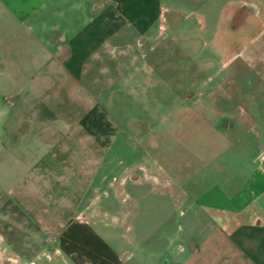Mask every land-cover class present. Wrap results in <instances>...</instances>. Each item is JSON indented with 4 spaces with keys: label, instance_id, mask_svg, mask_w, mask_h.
<instances>
[{
    "label": "rangeland",
    "instance_id": "rangeland-1",
    "mask_svg": "<svg viewBox=\"0 0 264 264\" xmlns=\"http://www.w3.org/2000/svg\"><path fill=\"white\" fill-rule=\"evenodd\" d=\"M98 54L81 79L88 89L70 100L60 89L66 106L45 114L68 134L55 159L33 167L38 191L21 184L26 159L0 155V264H101L104 249L112 262L163 264L166 244L183 258L175 227H157L171 198L196 197L220 152L235 159V140L260 117L264 0H164L150 30L126 29ZM26 209L44 220L27 222Z\"/></svg>",
    "mask_w": 264,
    "mask_h": 264
},
{
    "label": "crops",
    "instance_id": "crops-1",
    "mask_svg": "<svg viewBox=\"0 0 264 264\" xmlns=\"http://www.w3.org/2000/svg\"><path fill=\"white\" fill-rule=\"evenodd\" d=\"M163 4L164 0H0V116L5 117L0 155L5 152L21 163L26 159L30 167L21 178L23 189L38 191L41 179L29 178L33 167L55 159L56 143L68 134L61 135L56 114L45 116L58 105L66 106L56 104L59 90L69 89L68 96L88 89L81 79L92 77L87 65L101 60L98 49L120 40L126 29L150 30ZM258 109L260 117L248 120L251 131L244 140H235L242 146L233 155L236 160L228 162L221 158L227 151L220 152L198 174L195 198L170 199L171 213L163 214L165 221L157 228L167 233L175 227L169 239L177 241L184 257L172 260L166 244L162 251L169 260L163 264H264V104ZM25 211L27 222L44 220L43 212ZM109 256L104 249L101 264H121L118 257L112 262Z\"/></svg>",
    "mask_w": 264,
    "mask_h": 264
}]
</instances>
